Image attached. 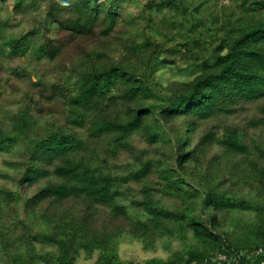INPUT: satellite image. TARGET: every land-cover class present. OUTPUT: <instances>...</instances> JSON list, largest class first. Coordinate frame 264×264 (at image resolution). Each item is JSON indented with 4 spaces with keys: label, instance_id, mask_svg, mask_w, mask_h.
Here are the masks:
<instances>
[{
    "label": "trees",
    "instance_id": "obj_1",
    "mask_svg": "<svg viewBox=\"0 0 264 264\" xmlns=\"http://www.w3.org/2000/svg\"><path fill=\"white\" fill-rule=\"evenodd\" d=\"M6 1L11 264H264V0H15L2 15ZM188 233L170 261L118 253L126 236L149 249Z\"/></svg>",
    "mask_w": 264,
    "mask_h": 264
},
{
    "label": "rangeland",
    "instance_id": "obj_2",
    "mask_svg": "<svg viewBox=\"0 0 264 264\" xmlns=\"http://www.w3.org/2000/svg\"><path fill=\"white\" fill-rule=\"evenodd\" d=\"M14 3H15V0H7L2 5V15L10 13V11L12 10L14 6ZM24 29H26L25 23L20 24L19 26L14 28V31L15 33H21ZM160 75L167 82L172 81V80H187L188 79L187 76L179 75L173 72H160ZM5 90L9 92L7 87L5 88ZM3 172H7V171L3 166V161L0 156V173H3ZM1 187L13 188V184H11L8 181H4L0 179V188ZM131 213L135 218L139 217V215L136 212L132 211ZM40 228L42 227L40 226ZM187 241H188L187 243H183L178 238H175V237L171 238L168 236H164L158 239L154 247L146 249L143 242L126 236L119 241L118 253L123 263H127V262L139 263V262H145L153 258L162 259L163 261H170L171 259H175L174 256L176 253H184L188 249L189 245L193 243L192 233H188ZM21 246L22 248H25L23 244H20V248ZM50 250H51L50 247H44L43 245H37L36 255L45 253L46 251L48 252ZM33 251H30V252L33 253ZM22 253L25 254V251H22ZM26 253L29 256L28 251H26ZM99 258H100V252H95L93 254H87L85 252H82L78 258L77 263L78 264H96ZM0 264H11L9 255L2 249L1 245H0ZM32 264H41V263L34 262Z\"/></svg>",
    "mask_w": 264,
    "mask_h": 264
},
{
    "label": "built area",
    "instance_id": "obj_3",
    "mask_svg": "<svg viewBox=\"0 0 264 264\" xmlns=\"http://www.w3.org/2000/svg\"><path fill=\"white\" fill-rule=\"evenodd\" d=\"M214 261H226V256L219 255L218 257L214 258Z\"/></svg>",
    "mask_w": 264,
    "mask_h": 264
}]
</instances>
